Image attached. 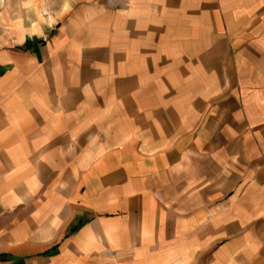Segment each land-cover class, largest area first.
<instances>
[{
  "label": "crops",
  "instance_id": "obj_1",
  "mask_svg": "<svg viewBox=\"0 0 264 264\" xmlns=\"http://www.w3.org/2000/svg\"><path fill=\"white\" fill-rule=\"evenodd\" d=\"M41 2L0 21V264H264V0Z\"/></svg>",
  "mask_w": 264,
  "mask_h": 264
},
{
  "label": "rangeland",
  "instance_id": "obj_2",
  "mask_svg": "<svg viewBox=\"0 0 264 264\" xmlns=\"http://www.w3.org/2000/svg\"><path fill=\"white\" fill-rule=\"evenodd\" d=\"M41 3V0H0V21L13 24L12 10L25 15L24 9L35 11Z\"/></svg>",
  "mask_w": 264,
  "mask_h": 264
}]
</instances>
